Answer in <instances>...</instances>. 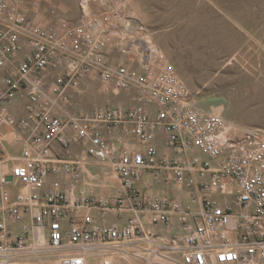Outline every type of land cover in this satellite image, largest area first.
<instances>
[{
	"label": "built area",
	"instance_id": "1",
	"mask_svg": "<svg viewBox=\"0 0 264 264\" xmlns=\"http://www.w3.org/2000/svg\"><path fill=\"white\" fill-rule=\"evenodd\" d=\"M21 3L0 0V264L29 251L61 264H87L89 253L103 264L115 256L141 264H264V128L237 133L222 116L195 109L170 68L109 66L95 21L63 22L59 34L30 24ZM125 11L118 1L103 21ZM90 73L115 95L134 92V105L69 115L67 91H79ZM18 96L26 100L21 120L8 109ZM160 130L173 156L158 157ZM114 131L143 150L119 148L106 138ZM72 145L82 148L74 157ZM90 160L118 179L111 204L79 189ZM146 172L165 173L166 183L187 190L188 203L138 189Z\"/></svg>",
	"mask_w": 264,
	"mask_h": 264
},
{
	"label": "rangeland",
	"instance_id": "2",
	"mask_svg": "<svg viewBox=\"0 0 264 264\" xmlns=\"http://www.w3.org/2000/svg\"><path fill=\"white\" fill-rule=\"evenodd\" d=\"M83 1L22 0L20 10L30 24L59 34L63 22L75 27L95 21L98 32L107 40L103 56L109 66H125L138 73L147 66L155 72L170 68L188 89L189 102L195 109L222 116L235 125L237 133L264 128V0ZM118 1L125 2L126 11L106 24L103 14ZM144 44L155 52L150 53ZM90 74L84 79L88 87L67 91L69 103L65 109L69 115L133 106L132 93L115 95L109 85ZM131 146L125 149L134 150ZM75 147H70L71 155L82 151ZM91 161L97 173L104 171L106 183L99 185L86 179L80 191L108 198L111 204L118 179L109 166ZM54 256L29 251L17 258V264H61ZM107 261L141 264L119 256ZM87 264H103V259L89 253Z\"/></svg>",
	"mask_w": 264,
	"mask_h": 264
},
{
	"label": "crops",
	"instance_id": "3",
	"mask_svg": "<svg viewBox=\"0 0 264 264\" xmlns=\"http://www.w3.org/2000/svg\"><path fill=\"white\" fill-rule=\"evenodd\" d=\"M1 75H2V72L0 71V77ZM84 79L81 81L80 86L82 85L83 88H86L88 87L89 82ZM130 93H132L134 96V92H130ZM133 96H132V101H133ZM25 104H26V100L19 96L16 97L14 100H12L10 104H8L9 113L14 117L15 120H21L26 117ZM133 105H134V101H133ZM112 107H115V106H112ZM152 107L153 106H151L150 108ZM106 138L110 142H113L115 145H117L121 149H125L128 144L129 145L132 144L131 148H133L134 150H143L142 146H140L135 141L136 139H134L132 135L123 133L122 131H114L110 134H107ZM164 140H165V133L162 130L156 132L155 144L158 149L159 158H162L165 155L173 156V152L170 151L168 148H166V146L164 145ZM78 146L79 145H77V147H75L74 149L76 150ZM77 154L78 153H74L71 156L74 157ZM93 166H94V163L91 160L86 163L85 168H84V173L82 176V180L80 183V188L85 187L86 179H88V181L90 182L92 181L96 182L99 185L106 183L105 178L103 176L104 171L102 170L97 173ZM164 175L165 173L160 174L157 178H154L150 173L146 172L142 176V179L137 183L136 186L138 189L146 191L148 194H150L153 197L160 198V197L166 196V197H170L174 199H179L183 204H187L188 203L187 190L183 189L181 191H178L176 189V185L174 184V182L166 183L164 181ZM60 180L63 185L66 184L67 180L65 177H61Z\"/></svg>",
	"mask_w": 264,
	"mask_h": 264
},
{
	"label": "bare ground",
	"instance_id": "4",
	"mask_svg": "<svg viewBox=\"0 0 264 264\" xmlns=\"http://www.w3.org/2000/svg\"><path fill=\"white\" fill-rule=\"evenodd\" d=\"M143 47H144V48L146 47L147 50H148L150 53H154V52H155L153 49L148 48L147 45H145V44H144ZM45 252H46V251H41V252H39V253L50 256L49 253H45ZM19 260H20V259H15L11 264H17V263H20V262H18ZM108 263H109V261H108ZM109 264H110V263H109Z\"/></svg>",
	"mask_w": 264,
	"mask_h": 264
}]
</instances>
